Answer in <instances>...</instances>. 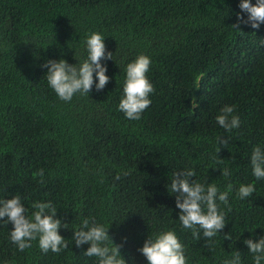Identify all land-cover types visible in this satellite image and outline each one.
I'll return each mask as SVG.
<instances>
[{
	"label": "trees",
	"instance_id": "1",
	"mask_svg": "<svg viewBox=\"0 0 264 264\" xmlns=\"http://www.w3.org/2000/svg\"><path fill=\"white\" fill-rule=\"evenodd\" d=\"M239 4L0 0V199L19 195L29 216L34 202L52 201L68 243L59 253H43L38 240L19 251L13 225L0 220V264H98L84 255L89 244L72 239L85 218L109 227L127 264H148L139 249L167 230L182 243L187 264H222L236 251L241 264H254L244 240L264 236V179L254 177L250 162L254 147L264 151V24L236 28L237 14L248 15ZM93 32L113 53L101 61L110 80L65 102L44 65L63 58L79 67ZM141 54L151 59L146 75L155 91L141 118L130 120L118 105L126 66ZM225 105H234L240 120L231 133L216 122ZM218 137L229 143L219 145ZM187 169L196 172L190 179L220 191L232 185L229 204L217 201L226 225L211 239L182 227L168 192L173 174ZM249 183L256 193L238 198Z\"/></svg>",
	"mask_w": 264,
	"mask_h": 264
},
{
	"label": "clouds",
	"instance_id": "2",
	"mask_svg": "<svg viewBox=\"0 0 264 264\" xmlns=\"http://www.w3.org/2000/svg\"><path fill=\"white\" fill-rule=\"evenodd\" d=\"M239 7L242 13L248 15L245 19L243 15L237 14V24H234L236 28H239L241 23L250 24L253 29L264 24V0H256L255 4L251 3V0H240ZM104 37L99 32H93L87 37L88 57L79 67L76 64H69L63 58L46 61L44 67L47 68L48 84L61 100L71 101L76 93L89 94L94 83L97 91L103 90L108 84L110 78L106 75L107 67L101 61L113 59V53L106 51ZM150 65L151 59L141 54L126 66L124 95L118 108L127 119L139 120L151 104L150 94L155 89L146 75ZM192 107H198V102L192 101ZM216 122L228 133L238 128L240 120L235 114V106L225 105L221 108L220 114L216 116ZM228 143L227 137H218L219 145L226 146ZM219 150L220 148L218 152ZM250 162L254 177L264 179V151L259 146L253 148ZM38 174L43 177V170L41 169ZM195 175L194 169L177 171L173 174L167 189L169 194L176 196V207L180 209L178 219L182 227L191 229L197 240L200 239V230L203 231L205 238L211 239L226 225L225 214L219 210L217 201L229 204L232 185L229 184L226 191H220L214 183L205 185L190 179ZM221 175L227 178L231 172L228 168H223ZM115 179L119 180L120 175L117 174ZM253 193H256L254 184H241L237 196L245 199L251 197ZM31 207L34 211L29 216L28 208L22 203L19 195L10 199H0V220L11 222L13 225L10 239L18 250L31 248L32 241L37 240L39 248L45 254L49 251L59 253L62 249L68 248V243L58 231L61 220L56 218L57 207L52 201H36ZM63 226L66 227V224ZM108 228L85 218L78 229H73L72 239L77 247L89 244L84 255L96 257L98 264H127L120 251L122 245L113 241ZM223 238L231 240V233H225ZM244 243L253 254L254 264H262L264 236L259 240L245 239ZM139 251L146 257L148 264H187L184 247L172 230L160 232L154 238L148 236ZM222 264H241V252L236 251L231 259L224 260Z\"/></svg>",
	"mask_w": 264,
	"mask_h": 264
}]
</instances>
